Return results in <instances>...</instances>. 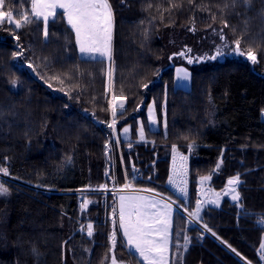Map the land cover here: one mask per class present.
Returning <instances> with one entry per match:
<instances>
[{
    "label": "trees",
    "instance_id": "obj_1",
    "mask_svg": "<svg viewBox=\"0 0 264 264\" xmlns=\"http://www.w3.org/2000/svg\"><path fill=\"white\" fill-rule=\"evenodd\" d=\"M110 3L113 63L80 54L62 11L49 22L47 39L36 22L21 29L0 24V168L18 180L0 177L10 190L0 196V264H104L116 196L80 191L122 185L123 165L129 175L133 167L142 171L134 186L160 192L188 212L202 199V184L226 190L239 174L240 200L226 194L201 208L199 222L176 207L171 264H264L258 222L264 217V0H251L250 7L242 0L234 6L233 0ZM8 8L15 19L32 15L30 0H5ZM223 21L225 50L219 47ZM193 27L217 36L221 55L193 68L189 88L177 87L173 63L182 62L176 55ZM241 37L240 49L251 47L257 63L233 53L232 42ZM18 51L23 56L14 58ZM57 75L63 84L52 79ZM113 94L126 98L115 130L108 127ZM153 102L157 129L148 117ZM86 199L91 203L81 211ZM88 223L92 237L80 231ZM130 252L117 231V260L137 264Z\"/></svg>",
    "mask_w": 264,
    "mask_h": 264
},
{
    "label": "snow or ice",
    "instance_id": "obj_2",
    "mask_svg": "<svg viewBox=\"0 0 264 264\" xmlns=\"http://www.w3.org/2000/svg\"><path fill=\"white\" fill-rule=\"evenodd\" d=\"M193 0H189L192 3ZM237 0H233V6ZM246 7L251 6V0H242ZM179 5H172V7H178ZM5 9V0H0V24L7 22L10 25L14 24L16 29H21L24 26L30 25L34 22L42 24V34L45 39L49 35L48 26L49 22L55 23L57 17V10H62L60 15L66 18L67 25L75 33V42L79 47L81 54L87 55L91 58L96 57H107L111 59L112 56V37L114 27V14L110 0H30V12L31 16L27 12L17 13L21 16L20 19H15L11 8ZM170 10V9H166ZM215 19V17H213ZM223 27L219 31V36L222 40H226L223 29L228 27L227 21L222 22ZM195 30L194 27L192 29ZM233 31H235L233 29ZM19 37H16L18 40ZM241 38L235 39L232 43L234 44L233 53L244 56L252 64L257 63V56L255 51L248 47L246 51L240 49ZM188 52L191 49H187ZM177 55L185 56L184 52H180ZM221 55L220 49H217L216 55L210 57V59H216L217 56ZM23 52L18 51L14 54L15 57H22ZM188 59L189 63H192V59ZM199 59V58H197ZM189 73L186 69L177 70V77L180 79H188ZM70 78V77H69ZM52 79L59 81L61 84L64 80L59 75L52 77ZM16 80H12L11 84L16 85ZM143 87L147 88L148 85L144 84ZM64 91L63 88L60 89ZM111 91V89H109ZM111 116L113 117L109 128L115 130L116 127V116L118 109L123 110L125 108V98L117 97L112 95L109 102ZM149 115L152 118L153 123L156 122L154 115L153 105H149ZM122 114V112H121ZM166 126V122H165ZM124 133L129 132L128 128L123 129ZM139 137L143 141L145 139L143 126L139 128ZM119 141V137H116V142ZM131 145H129L130 147ZM175 151V149H174ZM186 159V157H181ZM223 161L221 160L220 163ZM220 164H217V168ZM0 172L5 175L8 174L7 168H0ZM210 176L201 177L202 181L209 180ZM229 188L226 192L227 195L231 196L233 201L240 200V194L236 191V187L241 183L240 176L230 178L227 181ZM103 187V186H102ZM124 189H130V184H125ZM9 188L4 183H0V195L9 194ZM151 191V190H149ZM184 191L183 188L180 189ZM219 194H217L218 196ZM90 201L84 200L81 205V211L87 208ZM212 203H219V200L212 201ZM184 212H187L191 218L190 222H199L202 220L200 216L201 206L197 203L196 210L188 212L185 208ZM172 205L165 203L163 200H156L140 195H120L119 205L112 209V225L113 230L109 237L110 244L108 251L104 254V260H110L111 264H122V261H118L115 255V248L117 245V231L122 233L125 238L124 243L130 250L132 255L138 256L140 259L137 260V264H141V261L146 264H169V248L171 242L170 229L172 226ZM264 224V217L258 221ZM202 229H206L209 233L212 229L207 224L202 225ZM89 237L94 234V228L91 223L86 226L81 225L80 231H85ZM215 235V233H212ZM183 250L187 251L188 246L191 243V239L187 236L184 237ZM227 243V242H224ZM231 248V245H228ZM180 251V247L177 246V252ZM235 252V249H232ZM260 259L264 261V243L260 245ZM103 264V262H102ZM248 264H251L249 261Z\"/></svg>",
    "mask_w": 264,
    "mask_h": 264
},
{
    "label": "rangeland",
    "instance_id": "obj_3",
    "mask_svg": "<svg viewBox=\"0 0 264 264\" xmlns=\"http://www.w3.org/2000/svg\"><path fill=\"white\" fill-rule=\"evenodd\" d=\"M59 11L62 10H57V13ZM114 14V12H113ZM193 35L187 37V40L184 43V48L182 49V52L185 53V56H180V55H176L177 59L180 58L182 60V62H174V68H175V72H176V86L177 87H182V88H189L190 84H191V73L193 68H203L205 67L207 64H212L213 62H215V60L210 59V54H212V52L214 51V49H217L220 47L221 50H225L227 47L225 40H222L223 43L222 46H216L215 41L217 40V36H214L212 34L208 35L207 37L201 35V34H196L195 31H192ZM213 33H218V32H213ZM113 36H114V27H113ZM193 36H195V38H193ZM217 37V38H216ZM112 49H113V37H112ZM187 49H191L190 52L187 51ZM82 56H87L84 54H81ZM207 56L205 62H203V57ZM112 57V56H111ZM191 58L192 59V63L188 62V59L185 58ZM97 58V57H96ZM107 58V57H105ZM199 58V59H197ZM109 59V58H107ZM196 62V63H195ZM195 64V65H194ZM179 69H186L188 71L189 78L188 79H180L177 77V70ZM121 97V96H120ZM125 98V97H124ZM126 99V98H125ZM153 105V104H152ZM126 106V105H125ZM153 111H154V115L156 117V122L153 123L151 116L149 115V110H148V117H149V122H150V126L153 129H157L159 127V120H158V115L155 109V106L153 107ZM262 117L264 119V112L262 113ZM113 119V117H112ZM125 128H128L130 130V127L127 126ZM117 131H115L116 134ZM124 133V131H123ZM129 132L127 134L124 133V135L126 137L129 138L130 135H128ZM122 152V151H120ZM133 172L131 175L128 174V171L126 170V168L123 165V171H124V183L122 185H118V186H114L113 188H97V189H81L80 192H109L114 194V196H116V201H117V208L119 205V196L120 195H140V196H145V197H149V198H154L156 200H163L165 203H169L172 205V214H171V219H172V226L170 229V234H171V242H170V248H169V256H168V260H169V264H171V246H172V236H173V218H174V214H175V209L176 207L179 208L180 210L182 209L180 206H178V204L174 203L173 200H171L168 196H165L163 194H161L160 192H155L153 190L149 191V189H143L137 186H134L132 184V179H139L142 177V171L140 170V168L137 167H133ZM0 177L2 178H6V179H11V180H16L18 181L15 177H12L11 175L7 174L5 175L4 173L0 172ZM0 183H2L0 181ZM130 184L131 188L130 189H124V185L125 184ZM202 193H201V200H200V206L201 208L208 205V204H216V203H212V201L215 200H220L226 195V192L228 190L229 187L226 188V190H222V191H216L212 188L209 187L208 184H202ZM200 188V186H199ZM51 190V189H48ZM108 194V193H107ZM217 194H219L217 196ZM8 195V194H7ZM0 196H4V195H0ZM88 201V199H86ZM183 211V209L181 210ZM184 212V211H183ZM185 214H187V212H184ZM109 218L111 217L113 220V215H112V210L108 213ZM188 215V214H187ZM123 237V236H122ZM123 239H125L123 237ZM122 261V264H131L130 262L127 261H123V260H119ZM144 264H146V262L142 261ZM104 264H111L110 260H105Z\"/></svg>",
    "mask_w": 264,
    "mask_h": 264
},
{
    "label": "crops",
    "instance_id": "obj_4",
    "mask_svg": "<svg viewBox=\"0 0 264 264\" xmlns=\"http://www.w3.org/2000/svg\"><path fill=\"white\" fill-rule=\"evenodd\" d=\"M114 25H115V23H114ZM113 41H114V36H113ZM81 54V53H80ZM87 57H89V56H87ZM97 58H101V57H97ZM103 58H105V57H103ZM107 59V58H106ZM108 60H111L112 61V63H113V49H112V57H111V59H108ZM117 97H120V96H117ZM122 98H124V97H122ZM125 105H126V99H125Z\"/></svg>",
    "mask_w": 264,
    "mask_h": 264
},
{
    "label": "water",
    "instance_id": "obj_5",
    "mask_svg": "<svg viewBox=\"0 0 264 264\" xmlns=\"http://www.w3.org/2000/svg\"><path fill=\"white\" fill-rule=\"evenodd\" d=\"M232 51H233V50H232ZM232 51H231V52H232Z\"/></svg>",
    "mask_w": 264,
    "mask_h": 264
}]
</instances>
